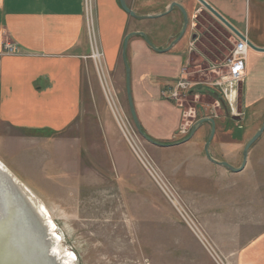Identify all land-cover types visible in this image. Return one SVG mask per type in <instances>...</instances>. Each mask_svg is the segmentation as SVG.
Returning a JSON list of instances; mask_svg holds the SVG:
<instances>
[{
  "label": "rangeland",
  "instance_id": "374dc122",
  "mask_svg": "<svg viewBox=\"0 0 264 264\" xmlns=\"http://www.w3.org/2000/svg\"><path fill=\"white\" fill-rule=\"evenodd\" d=\"M88 25L96 53L88 74L93 111L54 137L13 133L0 143V160L45 204L72 264H231V257L264 229V132L239 174L206 157L209 126L204 141L201 131L179 147L147 142L130 113L125 71L113 77L93 21ZM203 26L207 47L217 55L212 62L218 64L235 44L219 35L215 22ZM207 59L190 65L191 79L224 74L208 71ZM166 88L161 97L172 102L162 96ZM242 88L243 83L234 110L224 93L207 91L202 100L182 97L177 104L185 109L184 120L171 143L190 134L202 115L199 104L216 121L211 155L240 165L245 143L264 123V103L244 110ZM238 135H244V143H235Z\"/></svg>",
  "mask_w": 264,
  "mask_h": 264
},
{
  "label": "crops",
  "instance_id": "0c3cea01",
  "mask_svg": "<svg viewBox=\"0 0 264 264\" xmlns=\"http://www.w3.org/2000/svg\"><path fill=\"white\" fill-rule=\"evenodd\" d=\"M124 1L137 17L157 18L132 17L120 0H91L94 30L109 71L118 78L124 70L125 85L123 50L127 36L144 33L158 50L169 49L154 51L137 35L128 42L126 55L134 106L151 139L171 143L184 120L185 109L163 100L161 91L179 77L183 68L199 59L217 57L207 47L204 21L215 22L219 35L233 45L240 39L237 33L247 38L242 105L249 111L264 103V0H203L231 28L198 0ZM174 3L182 7L188 20L180 39L185 21L180 9L175 7L169 12ZM5 43L17 46L19 54H6ZM92 54L86 0H0V143L11 139L15 132H42L54 137L79 124V120L82 122L84 114L95 106L92 84L88 82ZM206 93L190 97L202 100ZM200 107L198 104L202 115L196 113V123L213 119ZM206 126L212 128L210 123H204L195 133L202 131L200 141L205 140ZM243 136H236L235 143H244ZM250 154L249 150L242 172L249 165ZM211 156L218 161L215 155ZM227 163L235 168L242 165ZM230 262L264 264V229L238 250Z\"/></svg>",
  "mask_w": 264,
  "mask_h": 264
},
{
  "label": "water",
  "instance_id": "95a60500",
  "mask_svg": "<svg viewBox=\"0 0 264 264\" xmlns=\"http://www.w3.org/2000/svg\"><path fill=\"white\" fill-rule=\"evenodd\" d=\"M203 7L208 9L211 13H213L216 17H218L227 27L231 28L229 24H227L223 18H221L211 7H209L203 0H198ZM122 8L128 13L130 16L135 18H157L154 17H137L132 11L128 9L124 0H120ZM178 8L181 10L185 26L182 30V33L179 39L184 34L187 27V15L182 7L174 3L171 5L169 12L173 10V8ZM166 15V14H164ZM162 15V16H164ZM235 32V31H234ZM140 36L145 39L148 45L157 52H167V50H158L154 47L149 39L146 37L144 33H136L131 34L126 37L124 43L123 50V58L126 67V92L127 98L130 108V113L134 124L137 128L139 134L149 143L158 146V147H174L180 146L182 144L187 143L199 130V128L204 123H210L212 125L211 133L208 138V141L205 144V154L206 157L212 163L221 166L233 173L242 172L248 160V154L250 148L259 140L261 135L264 132V123L262 128L256 133V135L248 142L243 151V162L240 168H235L231 166L227 162H219L212 158L209 147L215 136V121L213 119H202L198 121L193 127L189 134V136L179 142L170 143V144H162L151 139L143 130L138 115L136 113V109L134 106V101L132 97L131 91V70L127 63V47L129 39L133 36ZM240 39H245L242 35L237 33ZM6 183H9L11 187H6V189L0 190V264H64L62 257H60L55 252L56 240L51 235L49 227L45 225L46 223L43 221L42 217L35 210V208L31 205L28 199L25 198L24 194L21 190L15 185L13 179L6 178Z\"/></svg>",
  "mask_w": 264,
  "mask_h": 264
},
{
  "label": "built area",
  "instance_id": "2783aa9c",
  "mask_svg": "<svg viewBox=\"0 0 264 264\" xmlns=\"http://www.w3.org/2000/svg\"><path fill=\"white\" fill-rule=\"evenodd\" d=\"M89 0H86V12H87V21L92 20V13L90 11ZM88 31L90 36V41L92 45V28L88 25ZM244 37V36H243ZM249 49V43L247 38L239 39V41L234 45L231 54L226 57L225 60L220 63H212L209 67V70L213 72H224L219 78L213 80L212 82L206 83L209 89L214 92L221 93L226 96V98H232L231 108L236 107V100L239 91V85L244 83L246 77V61H247V52ZM5 51L8 55L18 54V48L12 43H7L5 45ZM96 55L93 50V55ZM98 59L101 60V57L98 56ZM202 84L194 83L188 78L186 70H183L180 74V77L176 80L175 84L169 85L162 93L163 98L170 99L172 102L176 103L182 100V97L190 95L193 91H196L197 87ZM224 88V91H223ZM226 92V93H225ZM181 99V100H180Z\"/></svg>",
  "mask_w": 264,
  "mask_h": 264
},
{
  "label": "bare ground",
  "instance_id": "6f19581e",
  "mask_svg": "<svg viewBox=\"0 0 264 264\" xmlns=\"http://www.w3.org/2000/svg\"><path fill=\"white\" fill-rule=\"evenodd\" d=\"M13 179L15 185L19 188V190L22 191L25 198L28 199V201L31 203V205L35 208V210L39 213V215L42 217L43 221L46 223L49 227L51 235L56 240V246H55V252L62 257L64 264H72L73 259L71 256L67 254V252H63L60 247L59 242V235L54 231L56 228L55 223L52 220V217L49 214H47V207L43 202L40 200L39 196H37L36 193H34L25 183H23L1 160H0V188L6 189V187L12 186L9 183H6V178ZM0 189V190H1ZM1 204V203H0ZM58 243V244H57ZM71 257V258H70Z\"/></svg>",
  "mask_w": 264,
  "mask_h": 264
},
{
  "label": "flooded vegetation",
  "instance_id": "af4514ba",
  "mask_svg": "<svg viewBox=\"0 0 264 264\" xmlns=\"http://www.w3.org/2000/svg\"><path fill=\"white\" fill-rule=\"evenodd\" d=\"M206 58H204V59H202V60H205ZM206 61H208L209 63L208 64H212V63H214V62H212L213 60L212 59H207ZM191 69H192V67L189 65V66H187V68L185 67V68H183L182 70H181V72L183 71V70H186V72H187V74H188V78L190 79V81H192V82H194V83H198V84H202V85H200V86H198L197 87V89H196V91H193L191 94H190V96H195V95H197V94H199V93H201V92H203V91H211V92H214L213 90H211V89H209L207 86H205V84L206 83H209V82H212L213 80H208V81H204V80H193V79H191L190 78V72L189 71H191ZM208 71H210L209 70V68L207 69Z\"/></svg>",
  "mask_w": 264,
  "mask_h": 264
},
{
  "label": "trees",
  "instance_id": "16d2710c",
  "mask_svg": "<svg viewBox=\"0 0 264 264\" xmlns=\"http://www.w3.org/2000/svg\"><path fill=\"white\" fill-rule=\"evenodd\" d=\"M213 94L216 95V93H214V92H213ZM143 130H144V129H143ZM144 132H145V131H144ZM188 136H189V135H188ZM188 136H187V137H188Z\"/></svg>",
  "mask_w": 264,
  "mask_h": 264
}]
</instances>
